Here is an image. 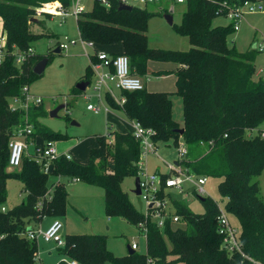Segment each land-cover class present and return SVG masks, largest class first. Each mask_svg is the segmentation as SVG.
I'll return each instance as SVG.
<instances>
[{"label":"trees","instance_id":"trees-1","mask_svg":"<svg viewBox=\"0 0 264 264\" xmlns=\"http://www.w3.org/2000/svg\"><path fill=\"white\" fill-rule=\"evenodd\" d=\"M51 0H0V20L7 35L8 53L0 62V264H50L38 260L35 239L25 235L46 215L65 212L67 190L63 183L49 182V174L75 177L103 189L106 214L119 215L136 224L143 218L127 191L122 189L125 176H136L141 168L140 144L132 131H108L97 135V145L89 149L86 164L60 155L54 159L50 172L33 157L24 154L19 167L8 168V142L14 127L21 123L32 125L29 139L41 136L43 143L62 139L66 134L53 130L39 121L43 111L40 103L11 110L8 98L22 95V87L37 75L34 64L45 57L36 52L20 64L14 62L13 44L19 49L33 46L38 37L54 35L40 21L30 20L34 9ZM69 7L71 0H59ZM109 6L94 1L76 19L79 37L92 40L89 59L96 61L98 46L114 43L125 53L130 72L146 74L150 60L173 61V70L153 71L161 75L173 73L175 92L181 97L184 128L172 115L169 91L141 89L121 90L123 103L108 93L105 99L111 107L121 109L128 118L152 128L153 141L177 146L179 140L187 147L186 157L178 162L196 175L217 176L218 188L225 197L226 211L239 221L238 239L241 251L228 252L221 246L222 234L217 230L219 206L210 196L201 200L203 211L189 208L185 199L167 193L179 223L166 218L162 228L148 219L146 253L137 249L115 255L106 246L104 233H71L64 235V245L58 246L67 258L82 264H264V200L260 194L258 176L264 166V78L255 77L257 49L241 51L228 42L234 30L230 23H213L217 15L244 0H185L179 23L174 29L189 40L186 49L152 47L148 44L147 26L152 14L164 13L166 7L153 12L148 8L120 9L117 0ZM41 24L32 31L29 24ZM48 57V56H47ZM49 58V57H48ZM93 74L91 64L84 77ZM74 91H80L76 87ZM110 135V137H109ZM212 140V143L208 141ZM201 141L204 143L202 144ZM165 174L161 176L164 177ZM22 183L21 200L6 208L7 180ZM160 195L165 194L163 189ZM4 206L3 210L1 207ZM53 217V218H54ZM183 223V224H182ZM57 264H68L61 259Z\"/></svg>","mask_w":264,"mask_h":264},{"label":"rangeland","instance_id":"rangeland-1","mask_svg":"<svg viewBox=\"0 0 264 264\" xmlns=\"http://www.w3.org/2000/svg\"><path fill=\"white\" fill-rule=\"evenodd\" d=\"M87 9L92 5V0H81ZM264 6V0H260ZM159 6L166 9L172 7L173 23H179L181 14L185 9L184 2H176L174 0H161L159 3L149 5V10L158 12ZM33 16L37 17L40 23L47 30L55 33L54 35H44L35 39L31 44L34 51L40 55L47 57V63L41 74H37L29 82V92L40 96L42 102V115L39 121L56 131L66 134L65 138L53 140L54 144L64 149L70 158L78 163L86 164L89 159V149L97 145V135L106 133L107 125L110 123L117 131L130 130L131 124L126 114L118 108L111 107L105 99L103 91H96L92 87L94 77H90L91 83L84 90L74 91L77 81L86 79L84 77L86 67L89 64V57L85 52L83 43L79 39L76 18L72 15L67 16H51L48 13H38L35 8ZM212 22L230 23L231 20L223 15H217ZM39 22H31L29 24L32 31H40L41 24ZM148 44L152 47H162L170 49H186L190 43L186 36L179 34L172 24L168 23L163 13L152 14L148 20L147 26ZM70 38L75 39V43H70L66 49L54 51L61 41H69ZM255 41L262 42L263 49L257 50L255 56V77L264 78V8L260 11H247L241 18L240 26L237 30H232L228 34V42L235 44L238 50H245ZM118 43L111 45L113 49ZM91 52V48H87ZM99 50H106V46H98ZM178 66L173 61L150 60L148 62V70L146 74L140 76L143 84L148 90H164L172 94V114L180 120L182 113V102L180 96L174 91L175 79L171 73L157 75L153 71L166 69L173 70ZM153 68V69H149ZM113 92L119 99L121 90L113 88ZM100 93V98L98 94ZM175 93V94H173ZM89 95L90 97H86ZM88 102L95 103L100 106L98 110H91L86 107ZM64 103L55 115H51L50 111L58 104ZM107 106L108 110L104 108ZM74 121V122H73ZM264 129V122L261 123ZM110 137V136H109ZM111 138V137H110ZM41 136H37L36 143H42ZM155 152L142 155L141 164L148 173L155 172V168L159 167L160 171H167L165 161H173L177 157V146L171 143L157 142ZM32 152V147H29ZM69 177V176H68ZM259 181L260 194L264 200V166L257 177ZM220 178L217 176H206L204 188L206 192L203 196L212 197L217 204L225 211V197L220 194L218 182ZM58 181L63 183L67 190V203L65 212L55 217L62 220V231L65 234L71 233H104L106 234L105 244L115 255H123L128 253L127 243L133 241V237L138 242L137 250L146 253V240L142 235L137 234L136 224L130 222L123 216L112 215L110 220H106V211L104 205L103 190L100 186L94 185L89 189L79 190L74 182L63 179V176L49 174V182ZM71 181V180H70ZM135 176H125L121 181L122 189L127 191L129 197L136 207L142 208L143 202L138 194L132 191L134 187ZM76 183V182H75ZM82 184L83 182H79ZM186 190L191 191L189 183L185 184ZM22 183L10 178L7 180V199L4 203L6 208L19 202L23 196ZM175 197H181L182 194L175 190H171ZM189 208L195 212L203 211V204L197 195L189 192V196L185 197ZM231 226L237 233L239 232V221L235 215L226 211ZM46 220V215L44 216ZM45 223V221H44ZM177 224V223H176ZM174 224V225H176ZM183 224V223H182ZM42 249L43 245H49L50 242H44L41 237L37 238ZM53 246V243H50ZM56 252V249L54 250ZM47 261H50L48 259ZM106 264H116L111 260H107ZM170 264H181L180 262H171Z\"/></svg>","mask_w":264,"mask_h":264},{"label":"built area","instance_id":"built-area-1","mask_svg":"<svg viewBox=\"0 0 264 264\" xmlns=\"http://www.w3.org/2000/svg\"><path fill=\"white\" fill-rule=\"evenodd\" d=\"M99 2L104 6L111 4L110 0H92ZM118 4H128L132 8H149L152 3H159L161 0H117ZM176 2H184L185 0H174ZM159 9L162 6L158 7ZM264 8L260 0H244L241 4L229 7L223 16L231 20V24L234 30H237L240 26L241 18L247 11H260ZM38 13H48L51 16H67L72 15L76 19L87 8L81 0H71L69 7L64 6L59 0L46 1L36 7ZM85 52L87 47H93L92 40L82 39ZM70 43H75L74 38H70L69 41H61L59 47L66 49ZM11 50L14 55V62L20 64L23 62L29 54H33L34 47L29 46L27 49H19L15 44L12 45ZM253 47L257 50H262V42L255 41ZM7 47V35L3 27V23L0 20V62L5 54L8 53ZM97 60L92 61L90 64L93 70L92 76L94 77L92 82V88L96 91H104L110 93L115 101L123 103L124 96H120L118 99L115 97L113 88L119 90H136L143 88L144 84L141 77L138 74L130 72L129 58L125 53L109 54L104 50H97L95 53ZM91 83V81L89 82ZM90 97L89 95H85ZM100 98V93L98 94ZM42 102L40 96H36L29 92V86L24 85L22 87V95H12L8 98V107L11 110L23 108L27 112L28 107L31 104H38ZM87 108L92 110L100 109V106L88 102ZM106 109V106H104ZM132 120V132L140 144V157L146 153L155 152L157 149L156 143L152 139L154 130L150 127L143 126L140 121ZM32 132V125L29 123L17 124L8 142V168H16L21 164L22 156L27 154L42 164V168L46 172H50L51 165L57 157L65 155L70 158L66 152L58 151L53 140L46 141L45 143H36L34 140L29 139V135ZM110 136V135H109ZM212 143V140L208 141ZM203 144L204 142L201 141ZM32 147V152L29 151V147ZM187 147L184 141L181 139L177 144V157L173 161H165L167 165V171L165 172H151L148 173L142 167L140 162V169L138 171L140 193L138 194L141 201L144 203L143 218L136 223L142 236L147 237V221L148 219L155 222L156 225L162 228L165 224L166 218H169L170 222L174 225L179 223L180 215L175 212L174 207L167 193H172L171 190H175L181 193L182 199L189 196V192L195 195H204L206 192L204 183L206 181L205 175H196L191 172L188 167L179 163L178 160L186 157ZM165 174L164 177L161 175ZM189 183L191 191H187L185 184ZM163 189L165 194L160 195L159 192ZM219 206V205H218ZM3 210L4 206L1 207ZM217 230L222 234L221 246L228 252L239 250L241 251V244L238 239V233L236 229L231 226L226 211L219 206L218 213L216 214ZM25 235L31 239H37L41 236L45 241H51L56 243L57 246L64 245L65 239L62 234V221L59 217H54L46 227L40 225L34 226L32 229H28ZM132 249L138 248L137 241L133 240L130 243ZM68 264H82L74 258L65 259ZM147 264H153L154 261L151 256L146 258ZM37 264V263H34Z\"/></svg>","mask_w":264,"mask_h":264},{"label":"crops","instance_id":"crops-1","mask_svg":"<svg viewBox=\"0 0 264 264\" xmlns=\"http://www.w3.org/2000/svg\"><path fill=\"white\" fill-rule=\"evenodd\" d=\"M111 45H115V43L114 44H109V45H104V46H106V47H108L109 48V52L108 51H106V50H104V49H102V50H104V51H106L107 53H112L111 51H114V50H120L121 49V45L118 43L117 44V47H115L114 49H113V47L111 46ZM88 48V47H87ZM91 48V52H92V47H90ZM61 49V48H60ZM87 52L90 54L91 52H89L88 51V49H87ZM89 57V56H88ZM89 62H90V59H89ZM149 69H153V68H149ZM153 70H155V69H153ZM173 74V73H172ZM173 76H174V74H173ZM174 79H175V76H174ZM89 82H90V80H89ZM174 89H175V83H174ZM104 92V91H103ZM171 92H175V90L174 91H171ZM106 92H104V94H105ZM176 93V92H175ZM175 93H173V94H175ZM110 94V93H109ZM177 94V93H176ZM111 95V94H110ZM115 95V94H114ZM112 96V95H111ZM122 96V95H121ZM171 96V98H172V94L170 95ZM113 97V96H112ZM115 97H116V95H115ZM114 98V97H113ZM180 99H181V97H180ZM172 100V99H171ZM87 107V106H86ZM181 109H182V107H181ZM92 110V109H91ZM106 110H108V108H107V106H106ZM173 115V114H172ZM173 118L178 122V124L181 126L182 125V123H183V114L181 113V116H180V120H178L177 118H175L174 116H173ZM129 119V123L131 124V129L130 130H122L121 132H125V131H132V129H133V127H132V120L130 119V118H128ZM112 130H115L113 127H112V125L109 123L108 125H107V130H106V132H108V131H112ZM115 131H117V130H115ZM56 146V145H55ZM57 147V146H56ZM57 149H58V151H60V152H65V150L64 149H61V148H59V147H57ZM174 160H176V158L174 159ZM161 169H159V167H156L155 168V172H158V173H161V172H165V171H160ZM63 179H66V180H68L70 183L71 182H74V184H78V185H76V188H78L79 190H87V189H89V188H91V186H94L95 184H91V183H88V182H85V181H83V180H80V179H78V178H75V177H68V176H63ZM71 180V181H70ZM76 182V183H75ZM79 182H83L82 184H80ZM134 188V187H133ZM103 190V189H102ZM139 197V196H138ZM131 199V198H130ZM136 206V205H135ZM144 209V205H143V207L142 208H139V210L141 211V210H143ZM53 217L54 216H51V215H47L46 216V220H44V218L45 217H43L39 222H38V224L37 225H40L41 227H46L50 222H51V220L53 219ZM106 217H107V219L106 220H110V217H112V216H109V215H106ZM44 221H45V223H44ZM62 221V220H61ZM62 227H63V223H62ZM137 234H135V236L136 235H141V233H140V231H139V229L137 228ZM62 234L63 235H66L63 231H62ZM39 237H41V236H39ZM38 237V238H39ZM41 239L44 241V242H46V243H48V242H50V243H53V246L49 243V245H43L42 246V249H41V247H40V242H39V240H37L36 239V241H37V245H38V255H37V257H38V260H40V261H44V262H47V263H50V264H57L58 263V261L59 260H61V259H66L67 257L65 256V254L59 249V247L56 245V243H54V242H51V241H45L42 237H41ZM133 240H135V241H137L136 240V238L135 237H133L132 238ZM138 243V242H137ZM127 244H129V243H127ZM127 246V245H126ZM56 249V252H54V250ZM48 259H50V261H47Z\"/></svg>","mask_w":264,"mask_h":264},{"label":"water","instance_id":"water-1","mask_svg":"<svg viewBox=\"0 0 264 264\" xmlns=\"http://www.w3.org/2000/svg\"><path fill=\"white\" fill-rule=\"evenodd\" d=\"M120 9H131L132 6L128 5V4H123L120 3L118 6ZM163 16L165 17V19L167 20L168 23L172 24L173 23V15H172V7L170 6L169 9H167V11H165L163 13ZM32 21H38V18L35 16H32L31 19ZM60 47L56 46L54 48V51H59ZM47 57H42L41 59H39L33 66V71L36 74H41L45 68V65L47 63ZM89 84V80L88 79H80L79 81H77L75 87L79 90H84L87 85ZM64 106V103L58 104L55 108H53L50 111L51 115H55L57 113V111ZM74 122V121H73ZM175 130L177 132H179L180 134L183 132L184 128L183 127H177L175 128ZM132 191L136 194L140 193V186H139V177L138 175L135 176V181H134V188L132 189ZM198 198L200 200H202L204 198V196L202 195H198ZM127 249H128V253L133 252L134 249L131 248L130 244H127Z\"/></svg>","mask_w":264,"mask_h":264}]
</instances>
